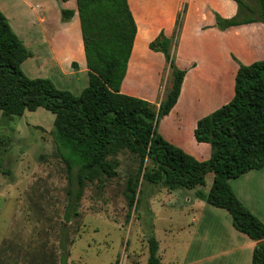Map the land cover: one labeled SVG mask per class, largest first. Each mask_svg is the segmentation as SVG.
<instances>
[{"label":"trees","instance_id":"obj_1","mask_svg":"<svg viewBox=\"0 0 264 264\" xmlns=\"http://www.w3.org/2000/svg\"><path fill=\"white\" fill-rule=\"evenodd\" d=\"M238 14L225 19L216 14V27L227 31L255 23L264 25V0L253 8L246 0H234ZM89 70V86L80 96L60 90L49 78L32 79L23 63L32 52L25 46L0 11V112L23 117L43 108L55 116L52 131L56 150L70 175V203L66 221L78 215L86 181L100 173L112 177L117 169L109 160L123 152L139 156L141 165L150 160L154 167L146 173L148 182L169 191L205 186L214 174L211 190L197 191L196 198L230 213L234 228L256 243L252 264H264V223L237 198L229 181L250 171L264 169V61L244 65L237 59L234 98L198 122L195 138L209 144V161L199 162L159 135V121L177 104L186 70L176 65L175 47L186 7L178 15L173 38L162 31L150 43L162 53L171 70V86L160 107L121 93L137 35V22L129 0H76ZM62 10V22L74 16ZM78 68L76 63L73 64ZM0 173L7 174L0 161ZM137 177L127 183L126 197L132 209L137 204ZM68 237L60 245V264H68ZM148 264H162L159 243L148 239Z\"/></svg>","mask_w":264,"mask_h":264},{"label":"crops","instance_id":"obj_2","mask_svg":"<svg viewBox=\"0 0 264 264\" xmlns=\"http://www.w3.org/2000/svg\"><path fill=\"white\" fill-rule=\"evenodd\" d=\"M170 1L174 8L169 20L141 29L136 20L141 3L129 0L138 29L121 93L160 107L171 86V70L165 56L149 45L162 31L174 37L184 4L175 56L178 68L187 73L177 104L159 121L157 130L167 142L204 162L210 159L212 148L197 142L198 122L234 98L235 59L244 65L264 61V25L220 31L215 15L235 17L239 9L234 0ZM65 9L75 13L67 23L62 22ZM0 11L33 54L22 65L25 74L32 79L49 78L58 89L80 96L90 79L76 0H0ZM229 184L241 203L264 223V169L250 171ZM212 185L191 189L187 198L196 227L193 236L183 241L184 259L179 264H252L256 243L234 228L229 212L196 198L197 191L208 193ZM160 250L159 245L162 263L166 250L161 257Z\"/></svg>","mask_w":264,"mask_h":264},{"label":"rangeland","instance_id":"obj_3","mask_svg":"<svg viewBox=\"0 0 264 264\" xmlns=\"http://www.w3.org/2000/svg\"><path fill=\"white\" fill-rule=\"evenodd\" d=\"M133 1L141 3L136 18L141 29L172 16L170 0ZM246 1L256 8L255 0ZM54 120L43 108L23 117L0 112V161L7 173H0V264H60L66 237L68 264H148L151 236L161 246L160 257L166 250L162 264L182 263L183 241L196 227L187 201L192 190L151 184L146 173L152 162L142 166L139 156L129 152L109 160L117 169L112 177L100 173L86 181L78 215L66 221L69 191L76 186L56 150ZM131 177H137L132 209L126 197ZM212 182L209 173L206 189Z\"/></svg>","mask_w":264,"mask_h":264}]
</instances>
